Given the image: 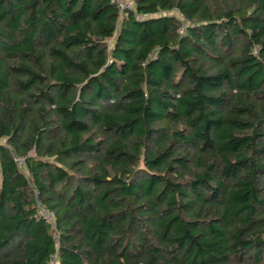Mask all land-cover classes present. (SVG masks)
<instances>
[{
	"label": "trees",
	"instance_id": "1",
	"mask_svg": "<svg viewBox=\"0 0 264 264\" xmlns=\"http://www.w3.org/2000/svg\"><path fill=\"white\" fill-rule=\"evenodd\" d=\"M126 1L0 0V264H264V0Z\"/></svg>",
	"mask_w": 264,
	"mask_h": 264
},
{
	"label": "built area",
	"instance_id": "2",
	"mask_svg": "<svg viewBox=\"0 0 264 264\" xmlns=\"http://www.w3.org/2000/svg\"><path fill=\"white\" fill-rule=\"evenodd\" d=\"M112 1L118 4L121 11H123V9L131 6L130 2H127L126 0H112ZM6 141L7 140L5 137L0 136V143L1 144L6 143ZM17 160H18L19 164L22 163V159L17 158ZM38 210L42 216H44L45 218H47L49 220H52V218H53V211L52 210L46 209L40 203H38Z\"/></svg>",
	"mask_w": 264,
	"mask_h": 264
},
{
	"label": "rangeland",
	"instance_id": "3",
	"mask_svg": "<svg viewBox=\"0 0 264 264\" xmlns=\"http://www.w3.org/2000/svg\"><path fill=\"white\" fill-rule=\"evenodd\" d=\"M22 161H23V159H22ZM20 164H22V163H20ZM25 170V169H24Z\"/></svg>",
	"mask_w": 264,
	"mask_h": 264
}]
</instances>
